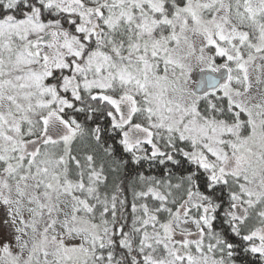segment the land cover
I'll return each instance as SVG.
<instances>
[{
  "label": "snow or ice",
  "instance_id": "6c2138e0",
  "mask_svg": "<svg viewBox=\"0 0 264 264\" xmlns=\"http://www.w3.org/2000/svg\"><path fill=\"white\" fill-rule=\"evenodd\" d=\"M0 264H264V0H0Z\"/></svg>",
  "mask_w": 264,
  "mask_h": 264
}]
</instances>
